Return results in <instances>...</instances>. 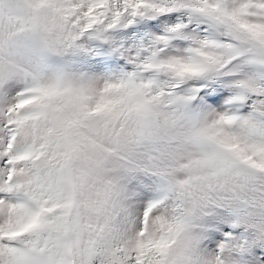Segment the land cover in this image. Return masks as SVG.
Wrapping results in <instances>:
<instances>
[{"label": "snow or ice", "instance_id": "1", "mask_svg": "<svg viewBox=\"0 0 264 264\" xmlns=\"http://www.w3.org/2000/svg\"><path fill=\"white\" fill-rule=\"evenodd\" d=\"M0 264H264V0H0Z\"/></svg>", "mask_w": 264, "mask_h": 264}]
</instances>
